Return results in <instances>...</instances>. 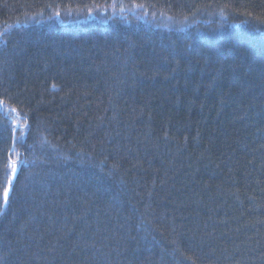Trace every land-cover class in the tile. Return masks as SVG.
<instances>
[{
	"label": "trees",
	"instance_id": "trees-1",
	"mask_svg": "<svg viewBox=\"0 0 264 264\" xmlns=\"http://www.w3.org/2000/svg\"><path fill=\"white\" fill-rule=\"evenodd\" d=\"M0 264H264V0H0Z\"/></svg>",
	"mask_w": 264,
	"mask_h": 264
},
{
	"label": "snow or ice",
	"instance_id": "snow-or-ice-1",
	"mask_svg": "<svg viewBox=\"0 0 264 264\" xmlns=\"http://www.w3.org/2000/svg\"><path fill=\"white\" fill-rule=\"evenodd\" d=\"M10 163H11V171H12L13 174H15V172H16V162H10ZM10 183H11V179L9 180V184ZM9 193H10V187H6L3 190V198H4L5 202H7V200H8Z\"/></svg>",
	"mask_w": 264,
	"mask_h": 264
},
{
	"label": "rangeland",
	"instance_id": "rangeland-1",
	"mask_svg": "<svg viewBox=\"0 0 264 264\" xmlns=\"http://www.w3.org/2000/svg\"><path fill=\"white\" fill-rule=\"evenodd\" d=\"M97 12L101 13V10H100V9H97ZM99 13H98V14H99ZM162 22L168 24L170 21H168V22H164V21H162Z\"/></svg>",
	"mask_w": 264,
	"mask_h": 264
}]
</instances>
